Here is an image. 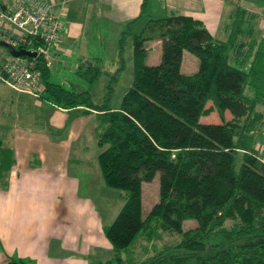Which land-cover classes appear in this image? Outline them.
<instances>
[{"label": "trees", "instance_id": "1", "mask_svg": "<svg viewBox=\"0 0 264 264\" xmlns=\"http://www.w3.org/2000/svg\"><path fill=\"white\" fill-rule=\"evenodd\" d=\"M232 3L226 39L190 14L148 19L134 33V78L118 107L109 103L116 75L96 103L89 89L52 81L51 62L39 58L45 88L38 97L97 110L101 173L107 186L123 191V206L105 227L115 256L99 264H264V160L257 148L264 135V35L260 13ZM126 32L119 39L122 61ZM155 39L162 55L150 64L147 43ZM185 50L200 60L193 73L182 70ZM78 73L93 85L103 68L84 62ZM214 111L221 120L204 121ZM157 172L160 197L144 215L143 182ZM189 218L196 224L185 228ZM166 231L180 240L157 246L153 240ZM141 239L147 242L139 257Z\"/></svg>", "mask_w": 264, "mask_h": 264}, {"label": "crops", "instance_id": "2", "mask_svg": "<svg viewBox=\"0 0 264 264\" xmlns=\"http://www.w3.org/2000/svg\"><path fill=\"white\" fill-rule=\"evenodd\" d=\"M161 1L163 5L157 6L155 0H56L55 9L62 18L66 15L65 7H69V12L65 29L52 48L51 75L55 63L64 66L66 74L67 62L73 61L72 70H77L84 62L98 64L108 53L107 57L115 62L111 68L116 71L120 67L117 60L120 62L121 34L138 23L143 28L150 18L174 12L202 19L219 39L228 37L229 14L233 8L230 0ZM91 11L97 18H108L110 22L105 30L111 29L117 35L108 48L101 47L106 38L103 25L96 24L100 34L94 32L95 37L84 35L93 20L95 25L96 17ZM257 12L260 13L257 26L264 35V8ZM146 15L149 16L145 18ZM219 33L222 36H216ZM154 44L160 47L162 41L155 39L147 43L146 60L150 64L161 58L159 53L155 62L148 60ZM184 56L185 59L188 56L185 51ZM48 105V131H31L27 126L18 129L12 137L10 159L3 169L1 165L9 151L0 153V264H99L106 261V255L113 249L105 234L108 224L96 198L98 189L104 197L109 189L104 187L101 169L87 164L92 151L84 139L87 116L96 114L99 121L97 110L86 105L70 108L50 102ZM51 128L56 133H48ZM260 142L261 139L258 147ZM99 152L95 147L93 156L97 159Z\"/></svg>", "mask_w": 264, "mask_h": 264}, {"label": "rangeland", "instance_id": "3", "mask_svg": "<svg viewBox=\"0 0 264 264\" xmlns=\"http://www.w3.org/2000/svg\"><path fill=\"white\" fill-rule=\"evenodd\" d=\"M66 1V0H65ZM157 2V6L163 5V2L161 0H155ZM231 2L239 1L242 4L249 7V9H252L254 11H262L264 6L259 5L255 2L248 3L247 0H230ZM69 6V5H68ZM69 7H65L64 11H66L65 17L62 18L64 23L67 20V14L69 12ZM78 12V8L76 9V12L74 13L73 17L76 16ZM93 14V16H97L94 12H89ZM149 15H146L145 18H147ZM156 16V15H155ZM95 25L94 20L91 23V28L88 30L85 29L84 35L90 38L95 37L94 32L97 34H100V30H98L97 25H103V32L105 35L104 39V45L102 44V48L109 47L112 39H114L115 36L114 32H112L111 29L105 30L108 28V23L110 22L108 18H95ZM97 24V25H96ZM65 25V24H64ZM96 26V27H95ZM65 29V26L63 27ZM93 28V29H92ZM100 29V26H99ZM133 29V30H132ZM141 23L136 24L133 28L126 29L127 32L125 33L126 38L124 39V49H123V61L120 58V62L117 60L119 66H121L122 62L124 63V67L117 72L113 68H111L112 65H115V62L112 61V58H108L109 53L107 54L106 58L101 59L98 64H100L103 68V73L99 77V80L91 85L87 79L82 77L78 70H72L74 68V62L70 61V63H66V65L69 67L66 71V74L64 69V66H59L58 64H53L52 66V75H50V79L52 81H56L58 83L64 84L68 88H74L77 90H83L89 89L92 94L93 101L96 103H102L104 101V97L106 95V92L108 90V83L111 80L112 75H116L117 78L113 83V93L112 98L110 100V105H116L119 106L124 94L129 89L133 82L134 78V59H133V43H134V33H138L141 31ZM91 30V32H90ZM220 35L216 36H222V33H219ZM120 36V35H119ZM217 38V37H215ZM219 39V37L217 38ZM152 48L150 55L148 57V60L150 62H155L156 55L159 53L162 55V46L158 47L156 44ZM100 47V48H101ZM10 49L7 45L0 44V53L3 52H9ZM187 58L185 59V56L183 57V69L184 71L188 73H193L195 70H198L200 60L199 58L192 53L189 50H185V55ZM71 66V67H70ZM195 68V69H194ZM48 101L42 100L39 97H36L32 94H29L27 92H21L16 89H13L8 84L4 82H0V153L3 151H9L7 152V156L5 158V161L2 163L1 168L3 169L6 166V162L10 159V149L13 147V135L14 133L18 132V129L28 128L31 129V131H48L49 125L47 124V111L46 107H49ZM41 105V106H38ZM211 104V102H209ZM229 116V113H227ZM88 118V126L87 132L85 134V138L88 140V146L90 150L92 151V155L87 157V164H89L90 168L91 165H96L100 169L99 162L97 157L93 156L94 148L97 147L98 152L102 150V147L100 145L95 146L94 138L95 133L98 132L102 126L100 121H98L96 114H91L87 116ZM204 121H220L221 116L219 115L218 111H214L212 114L204 116ZM56 133V130H53L51 128L48 133ZM242 162V153L239 152L237 154V167L240 166ZM94 168V167H93ZM104 187H108L109 192L108 196L104 197V193L98 189L99 191L98 196L96 197L99 199V205L102 208L105 222L106 224L110 225L120 209L123 206L124 200L122 197V194L120 189L118 188H112L105 184ZM159 186H160V172H157L156 176L151 181H145L144 187H143V214L146 215L151 207L159 200ZM104 188L102 189V191ZM111 191V192H110ZM126 194V191L124 190V193ZM106 195V194H105ZM196 224L195 219H185L183 222V225L185 228L194 226ZM181 234L178 232H171L166 231L162 233V236L159 239L153 240L154 243L157 244V246H162L167 243H175L178 240H180ZM144 239L141 241L139 240L138 243L135 244L136 253L137 256L141 257L143 255L141 244L146 243ZM152 243V242H151ZM149 244V243H148ZM152 246V244H151ZM149 247V251H151L153 248ZM107 259H112L115 256V251H110L106 255ZM93 262H97V259L93 258Z\"/></svg>", "mask_w": 264, "mask_h": 264}, {"label": "built area", "instance_id": "4", "mask_svg": "<svg viewBox=\"0 0 264 264\" xmlns=\"http://www.w3.org/2000/svg\"><path fill=\"white\" fill-rule=\"evenodd\" d=\"M64 2V1H63ZM56 0H0V41L36 56L0 53V80L13 89L39 96L45 88L39 58L51 62V50L61 37L64 22ZM264 160V135L259 147Z\"/></svg>", "mask_w": 264, "mask_h": 264}, {"label": "water", "instance_id": "5", "mask_svg": "<svg viewBox=\"0 0 264 264\" xmlns=\"http://www.w3.org/2000/svg\"><path fill=\"white\" fill-rule=\"evenodd\" d=\"M0 44H4V45H7L5 42L3 41H0ZM11 51L16 54V55H30V56H36L37 53L36 51H32V50H28V49H24V48H21V49H15L13 47H10Z\"/></svg>", "mask_w": 264, "mask_h": 264}]
</instances>
